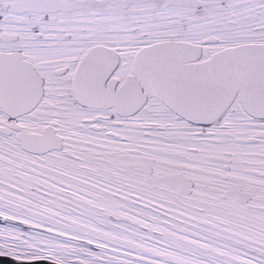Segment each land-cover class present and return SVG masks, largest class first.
I'll return each mask as SVG.
<instances>
[{
  "label": "snow or ice",
  "instance_id": "6c2138e0",
  "mask_svg": "<svg viewBox=\"0 0 264 264\" xmlns=\"http://www.w3.org/2000/svg\"><path fill=\"white\" fill-rule=\"evenodd\" d=\"M0 257L264 264V0H0Z\"/></svg>",
  "mask_w": 264,
  "mask_h": 264
},
{
  "label": "water",
  "instance_id": "95a60500",
  "mask_svg": "<svg viewBox=\"0 0 264 264\" xmlns=\"http://www.w3.org/2000/svg\"><path fill=\"white\" fill-rule=\"evenodd\" d=\"M0 264H12V261L10 259L0 257ZM36 264H45V262H36Z\"/></svg>",
  "mask_w": 264,
  "mask_h": 264
}]
</instances>
